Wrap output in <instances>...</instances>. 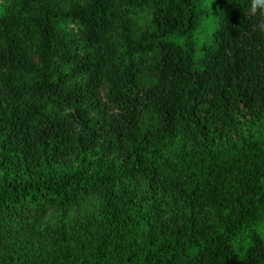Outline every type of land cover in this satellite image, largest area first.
Masks as SVG:
<instances>
[{"label": "trees", "instance_id": "trees-1", "mask_svg": "<svg viewBox=\"0 0 264 264\" xmlns=\"http://www.w3.org/2000/svg\"><path fill=\"white\" fill-rule=\"evenodd\" d=\"M209 2L0 0V264H264V16Z\"/></svg>", "mask_w": 264, "mask_h": 264}, {"label": "rangeland", "instance_id": "rangeland-1", "mask_svg": "<svg viewBox=\"0 0 264 264\" xmlns=\"http://www.w3.org/2000/svg\"><path fill=\"white\" fill-rule=\"evenodd\" d=\"M198 7L205 9L206 17L202 20L197 32L191 35V39L195 47L201 42V39L199 38L203 37L207 39L208 34H210V32L215 29L217 24L216 11L214 10V7H212L209 0H199ZM180 41L183 40L180 39Z\"/></svg>", "mask_w": 264, "mask_h": 264}, {"label": "clouds", "instance_id": "clouds-1", "mask_svg": "<svg viewBox=\"0 0 264 264\" xmlns=\"http://www.w3.org/2000/svg\"><path fill=\"white\" fill-rule=\"evenodd\" d=\"M257 10L264 16V0H251L250 14H256ZM260 27L264 28V24H261Z\"/></svg>", "mask_w": 264, "mask_h": 264}]
</instances>
